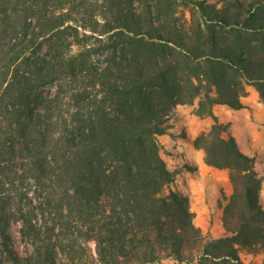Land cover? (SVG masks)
Here are the masks:
<instances>
[{
	"label": "trees",
	"instance_id": "16d2710c",
	"mask_svg": "<svg viewBox=\"0 0 264 264\" xmlns=\"http://www.w3.org/2000/svg\"><path fill=\"white\" fill-rule=\"evenodd\" d=\"M248 87L264 104V0H0V264L264 254L256 159L214 113L245 109ZM184 106L213 122L194 142L205 164L229 172L219 238L161 155Z\"/></svg>",
	"mask_w": 264,
	"mask_h": 264
},
{
	"label": "rangeland",
	"instance_id": "374dc122",
	"mask_svg": "<svg viewBox=\"0 0 264 264\" xmlns=\"http://www.w3.org/2000/svg\"><path fill=\"white\" fill-rule=\"evenodd\" d=\"M186 17L188 10L183 9ZM248 96L242 101L246 108L234 111L227 106H216L214 113L223 125H229V135L237 141L242 153L256 159V171L262 179L260 200L264 208V104L253 87L247 88ZM194 106L179 107L167 134L159 136L161 155L168 169L175 174L174 189L190 199L195 223L205 235L219 238L224 234L223 208L232 195L229 172L205 164V153L194 146L195 140L208 133L213 124L210 118L201 119L194 114ZM226 137V135H224ZM187 166L194 170L189 171ZM10 233L15 251L23 257L27 246L20 235V225L12 224ZM246 264L264 262V254L257 257L242 256ZM164 264H174L166 261Z\"/></svg>",
	"mask_w": 264,
	"mask_h": 264
},
{
	"label": "crops",
	"instance_id": "0c3cea01",
	"mask_svg": "<svg viewBox=\"0 0 264 264\" xmlns=\"http://www.w3.org/2000/svg\"><path fill=\"white\" fill-rule=\"evenodd\" d=\"M179 108V107H178Z\"/></svg>",
	"mask_w": 264,
	"mask_h": 264
}]
</instances>
